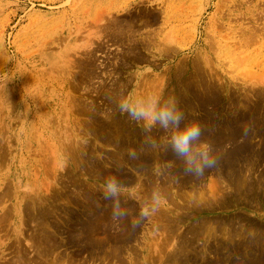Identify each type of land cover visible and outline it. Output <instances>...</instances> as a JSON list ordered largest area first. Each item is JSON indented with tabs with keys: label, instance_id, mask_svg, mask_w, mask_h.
<instances>
[{
	"label": "rangeland",
	"instance_id": "374dc122",
	"mask_svg": "<svg viewBox=\"0 0 264 264\" xmlns=\"http://www.w3.org/2000/svg\"><path fill=\"white\" fill-rule=\"evenodd\" d=\"M122 90L175 97L217 168L144 148ZM109 176L159 211L113 225ZM0 264H264V0H0Z\"/></svg>",
	"mask_w": 264,
	"mask_h": 264
},
{
	"label": "clouds",
	"instance_id": "9594fccd",
	"mask_svg": "<svg viewBox=\"0 0 264 264\" xmlns=\"http://www.w3.org/2000/svg\"><path fill=\"white\" fill-rule=\"evenodd\" d=\"M117 111L125 115L131 122L141 127L144 135V148L157 149L161 145L150 133L159 128L167 134L164 149H171L176 157L182 161L183 175L201 178L208 171L219 165L220 156L216 153L213 144L205 138L206 129L197 121L188 120L179 101L172 96L162 94L139 95L122 90L114 100ZM250 126L242 127V135L248 136ZM130 159H138L136 149H129ZM124 184L115 176L105 178L101 193L105 201L111 202L110 220L115 226H122L128 222L132 229L155 215L161 205L162 196L159 191L153 190L146 206L141 208L138 215L133 216L130 210L122 206Z\"/></svg>",
	"mask_w": 264,
	"mask_h": 264
},
{
	"label": "bare ground",
	"instance_id": "6f19581e",
	"mask_svg": "<svg viewBox=\"0 0 264 264\" xmlns=\"http://www.w3.org/2000/svg\"><path fill=\"white\" fill-rule=\"evenodd\" d=\"M217 147H218V146H217ZM54 157H55V156H54ZM244 158H245V157H244ZM124 163H125V162H124ZM131 169H132V168H131ZM226 169H227V168H226ZM228 170H229V169H228ZM240 172H241V171H240ZM244 174H245V173H244ZM244 174H243V175H244ZM144 176H145V175H144ZM156 176H157V175H156ZM150 177H151V176H150ZM150 177H149V178H150ZM156 178H158V177H155V179H156ZM246 178H247V177H246ZM146 183H147V182H146ZM161 183H162V182H161ZM88 184H89V183H88ZM164 189H165V188H164ZM146 195H147V194H146ZM132 202H133V201H132ZM216 202H217V201H216ZM130 210H131V209H130ZM110 229H111V228H110ZM237 231H238V230H237ZM235 232H236V231H235ZM233 233H234V232H233ZM209 236H210V235H209ZM107 237H108V236H107ZM235 237H236V236H235ZM208 238H209V237H208ZM226 238H227V237H226ZM198 240H199V239H198ZM116 244H117V243H116ZM205 244H206V242H205ZM186 249H187V248H186ZM202 250H203V249H202ZM200 256H202V255H200ZM202 258H203V257H202ZM56 260H57V259H56ZM171 260H172V259H171ZM173 261H174V260H173Z\"/></svg>",
	"mask_w": 264,
	"mask_h": 264
}]
</instances>
